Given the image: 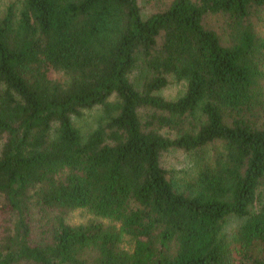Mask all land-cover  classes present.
<instances>
[{
    "label": "trees",
    "instance_id": "obj_1",
    "mask_svg": "<svg viewBox=\"0 0 264 264\" xmlns=\"http://www.w3.org/2000/svg\"><path fill=\"white\" fill-rule=\"evenodd\" d=\"M263 9L171 0L143 17L138 0L4 3L0 264H264ZM170 76L186 85L173 100L158 94ZM96 107L83 135L73 117ZM210 144L189 181L161 166L170 148ZM32 206L52 213L45 238ZM75 209L106 222L70 225ZM229 217L241 220L232 233Z\"/></svg>",
    "mask_w": 264,
    "mask_h": 264
},
{
    "label": "rangeland",
    "instance_id": "obj_2",
    "mask_svg": "<svg viewBox=\"0 0 264 264\" xmlns=\"http://www.w3.org/2000/svg\"><path fill=\"white\" fill-rule=\"evenodd\" d=\"M7 1L14 0H0V7ZM171 0H138L143 17H148L156 11L165 9ZM259 18H253L255 30L258 34L264 36V9L258 15ZM204 23L207 27L214 29L220 36L222 43L229 44L228 28L223 16L219 14H207L204 18ZM58 77L57 75H53ZM134 85L139 88L140 83L136 76H131ZM168 84L158 92L159 95L166 99H176L185 90V83L175 80L173 77L168 78ZM101 115V110L96 107L91 110H85L80 116L73 117V122L80 129L83 135H86L96 125L97 120ZM142 118V117H141ZM163 134L168 132L163 130ZM219 147V144L207 145L203 150L184 151L177 148H170L161 154V166L167 171L168 177L177 182L189 181L195 177L200 166L210 159L213 150ZM52 213L41 212L38 208L31 207L30 219L31 227L34 235L39 238H45L47 231L52 229ZM66 223L76 225L87 223L90 220H102L84 209H75L69 211L65 216ZM105 221V220H102ZM240 219L236 217H229L225 229L228 233H232L240 223ZM106 222V221H105Z\"/></svg>",
    "mask_w": 264,
    "mask_h": 264
}]
</instances>
